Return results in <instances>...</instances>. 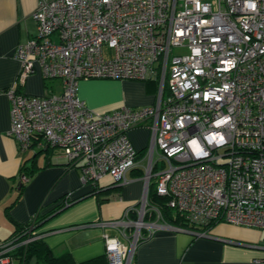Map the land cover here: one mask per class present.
Wrapping results in <instances>:
<instances>
[{
    "label": "built area",
    "instance_id": "1",
    "mask_svg": "<svg viewBox=\"0 0 264 264\" xmlns=\"http://www.w3.org/2000/svg\"><path fill=\"white\" fill-rule=\"evenodd\" d=\"M31 16L36 31L15 48L21 67L7 91L18 151L59 149L92 187L142 170L136 206L98 222L125 240L103 233L107 264H132L153 228L264 230V0H38ZM35 64L60 81L59 94L17 90ZM83 79L151 81L155 101L97 112L77 96ZM137 127L149 130L142 153L129 138ZM151 185L193 227L165 222L148 201ZM11 247L0 242V264H13Z\"/></svg>",
    "mask_w": 264,
    "mask_h": 264
},
{
    "label": "crops",
    "instance_id": "2",
    "mask_svg": "<svg viewBox=\"0 0 264 264\" xmlns=\"http://www.w3.org/2000/svg\"><path fill=\"white\" fill-rule=\"evenodd\" d=\"M37 2L0 0V242L8 240L17 225L26 223L36 213L39 216L50 213L66 198L73 202L45 220L36 234L54 254L68 251L76 263H82L105 255L103 233L125 242L117 229L102 227L98 222L119 219L126 208L136 206L143 183L133 171L122 185L106 174L97 182L98 193L90 194L92 186L82 184L79 164L69 166L59 149L47 150L33 143L20 153L16 140L8 134L7 91L15 86L21 67L14 51L36 31L31 14ZM47 80L35 64L33 72L17 90L28 96H42L48 94L46 88L50 86L52 92L59 94L61 83L48 85ZM77 96L97 112L112 111L123 105L141 107L154 103L156 84L83 79L78 82ZM129 138L143 152L149 130L134 128ZM32 163L37 170L20 189V176ZM209 233L198 237L168 227L153 228L136 245L132 264H257L256 260L264 257V230L217 223Z\"/></svg>",
    "mask_w": 264,
    "mask_h": 264
},
{
    "label": "trees",
    "instance_id": "3",
    "mask_svg": "<svg viewBox=\"0 0 264 264\" xmlns=\"http://www.w3.org/2000/svg\"><path fill=\"white\" fill-rule=\"evenodd\" d=\"M49 149L50 148H47V150ZM140 153L142 152L140 151ZM69 166H75V164H70ZM36 170L37 167L32 163L31 166L25 167V171L23 174H25L29 180ZM134 170H132L134 175L140 176L142 174L141 169L135 171ZM24 184L22 183V185H20V189L23 187ZM98 191L99 188L96 184L92 187L90 194L93 193L96 195ZM167 200V197H162L158 195L155 192L153 186H150L148 201L150 204L157 206L165 222L175 226L187 228L193 227L185 221L181 213L175 211L174 209L166 205ZM72 202L73 201L66 202V198H64V200L62 199V201L58 205H56L54 209L50 211V213L45 214L43 216H39V214L36 213L32 215V217L26 223L17 225L11 237L5 241L9 243V245H12V247L5 254V256L11 257V259L13 260V264H31L32 261L33 264H107L105 255L82 263H76L72 259L71 254L68 251L61 254H54L51 249L48 248V246L44 243V241H42V239L39 237L34 238L26 244L20 243L27 237L35 235L36 229L45 220H47L50 216L54 215L58 211L64 209L67 205L71 204ZM133 217H135V215H133ZM214 225L215 224H213L212 226ZM212 226H210V228ZM143 240L144 238L140 239L138 243Z\"/></svg>",
    "mask_w": 264,
    "mask_h": 264
},
{
    "label": "rangeland",
    "instance_id": "4",
    "mask_svg": "<svg viewBox=\"0 0 264 264\" xmlns=\"http://www.w3.org/2000/svg\"><path fill=\"white\" fill-rule=\"evenodd\" d=\"M53 39H55V36H53L52 37ZM176 51H180V50H176ZM48 82H47V84L48 85H50V83H52V82H55V84H60V82H59V80L58 79H49V80H47ZM46 91H47V93H49V92H52L51 91V89H50V86H48L47 88H46ZM43 96V95H42ZM111 177V180L112 179H114L112 176H109L108 178H110ZM128 180L130 179V178H127ZM141 199V198H140ZM126 245L128 246V243L126 242Z\"/></svg>",
    "mask_w": 264,
    "mask_h": 264
}]
</instances>
